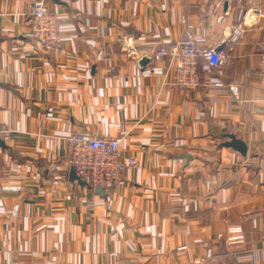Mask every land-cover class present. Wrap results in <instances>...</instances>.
I'll use <instances>...</instances> for the list:
<instances>
[{
  "label": "crops",
  "instance_id": "0c3cea01",
  "mask_svg": "<svg viewBox=\"0 0 264 264\" xmlns=\"http://www.w3.org/2000/svg\"><path fill=\"white\" fill-rule=\"evenodd\" d=\"M32 1L0 0V264H264V0H47L52 52L30 36ZM188 29L225 50L223 75L188 92L141 76ZM75 130L121 137L138 165L104 194L71 179ZM231 224L244 243H226Z\"/></svg>",
  "mask_w": 264,
  "mask_h": 264
},
{
  "label": "built area",
  "instance_id": "2783aa9c",
  "mask_svg": "<svg viewBox=\"0 0 264 264\" xmlns=\"http://www.w3.org/2000/svg\"><path fill=\"white\" fill-rule=\"evenodd\" d=\"M260 16V12L251 9L242 16V20L244 24H247L257 21ZM30 18V36L34 43L41 50L52 52L60 41L58 14L47 0H33ZM256 48L257 71L264 78V35L256 42ZM227 57L223 49L200 45L194 31L188 29L178 40L159 45L149 57V62L141 68V76L164 75L171 71L173 83L188 92L200 85L202 75L209 76L216 70L217 74L222 76L221 67L226 63ZM200 60L204 62L202 67H200ZM213 85L218 88L227 87L234 96H238L237 81L225 83L219 79ZM68 142L70 146L69 164L76 176L92 190L97 187L105 190L117 186L122 181L125 172L138 165L136 155L126 159L122 157V138L118 136L97 137L75 130L69 136ZM88 204L94 206L95 199H90ZM226 233V243L229 245L241 244L245 241V232L241 224L229 225ZM184 248L187 246L180 247V249Z\"/></svg>",
  "mask_w": 264,
  "mask_h": 264
},
{
  "label": "water",
  "instance_id": "95a60500",
  "mask_svg": "<svg viewBox=\"0 0 264 264\" xmlns=\"http://www.w3.org/2000/svg\"><path fill=\"white\" fill-rule=\"evenodd\" d=\"M56 2H59L60 0H54ZM226 7V6H225ZM219 49V48H218ZM149 61V59L147 57H144L141 61H140V65L141 67H144L146 65V63ZM0 145H5L4 141L1 140L0 138ZM230 146H233L235 148H237L241 153L245 154L247 152V146L246 143L239 138H236L234 135L231 136V141L229 143ZM71 179H77L81 184L85 185V182L82 181L81 179H79L76 174L74 169L71 171ZM95 192L99 193V194H104V189L101 187H97L95 189Z\"/></svg>",
  "mask_w": 264,
  "mask_h": 264
}]
</instances>
